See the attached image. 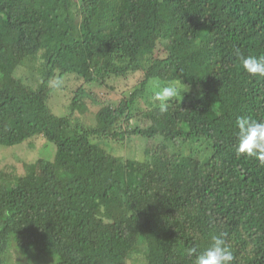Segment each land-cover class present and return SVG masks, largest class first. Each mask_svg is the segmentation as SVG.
<instances>
[{"label":"trees","instance_id":"1","mask_svg":"<svg viewBox=\"0 0 264 264\" xmlns=\"http://www.w3.org/2000/svg\"><path fill=\"white\" fill-rule=\"evenodd\" d=\"M238 52L264 55V0H0V146L55 147L44 173H0V264H193L219 232L233 264H264V166L235 154L236 119L264 120V78ZM136 73L117 102L88 86ZM66 75L81 82L56 116ZM173 80L188 91L166 114L142 104ZM132 137L159 143L126 159L91 142L127 153Z\"/></svg>","mask_w":264,"mask_h":264},{"label":"rangeland","instance_id":"2","mask_svg":"<svg viewBox=\"0 0 264 264\" xmlns=\"http://www.w3.org/2000/svg\"><path fill=\"white\" fill-rule=\"evenodd\" d=\"M23 69V68H22ZM24 71V69H23ZM20 75V73H18ZM24 77V76H23ZM62 78V79H61ZM59 78L58 81H55L54 87L56 89L51 94V99L49 100V107L53 114L56 116H66L69 113L68 104L71 103L73 92L72 89L75 90L81 81L75 78L74 75H66ZM142 78L139 73L130 74L127 76L126 82H121V80L116 81V84L113 79H110L102 86H97L95 84L88 85L91 91L99 96V100L108 104L111 102H117L119 100L118 92H122L123 90H132L136 82L140 81ZM137 79V81H136ZM151 85V84H150ZM149 85V86H150ZM109 87H114V90H110ZM109 88V89H108ZM148 88L147 95L145 97V103L142 104H152L153 100V91L149 92ZM183 91V90H182ZM108 92L109 94H107ZM93 118V113H87L83 116V120L89 122ZM95 141V144H98L101 148H103L106 152H109L113 155H122L123 153L125 157H130L126 159H131L133 155H137L138 157H142V150L145 148H149L153 145L159 143V140L153 138V140H146L141 137H132L129 140H126L124 144L126 145L128 152L122 149L121 153V145L113 143L112 141H107L102 138H93L91 140ZM31 142V144H30ZM55 155V147L53 144L48 143L41 137L33 138L27 142L16 145L14 147H2L0 146V173L6 172L11 175H20V174H39L44 173L45 170H48V167L51 166L50 161L53 160ZM17 160H20V163H16ZM22 161V162H21ZM28 164L26 168L24 165ZM15 168H10L14 166ZM47 173V172H46ZM45 173V174H46ZM14 256V254H13ZM140 257L135 256L133 259L128 261V264H142V260ZM57 259L55 257H45L39 259L35 264H53ZM26 264H31V262H26Z\"/></svg>","mask_w":264,"mask_h":264},{"label":"clouds","instance_id":"3","mask_svg":"<svg viewBox=\"0 0 264 264\" xmlns=\"http://www.w3.org/2000/svg\"><path fill=\"white\" fill-rule=\"evenodd\" d=\"M237 58L243 71L250 77L264 78V55H243L237 53ZM152 97L154 107L161 115L169 111L177 97L188 91L182 81L156 82ZM183 89V91H182ZM236 156L258 161L264 166V120H257L251 116H241L236 119ZM228 234L219 232L211 236L210 243L203 250L196 247L187 250L188 256H194L193 264H233L234 255L228 244Z\"/></svg>","mask_w":264,"mask_h":264}]
</instances>
